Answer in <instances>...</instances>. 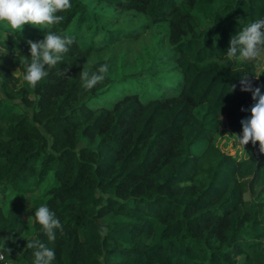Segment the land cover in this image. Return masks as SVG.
Listing matches in <instances>:
<instances>
[{
	"label": "trees",
	"instance_id": "obj_1",
	"mask_svg": "<svg viewBox=\"0 0 264 264\" xmlns=\"http://www.w3.org/2000/svg\"><path fill=\"white\" fill-rule=\"evenodd\" d=\"M98 1L167 22L181 83L172 95L89 107L111 80L107 71L82 87L87 49L74 40L32 88L20 60L47 29L25 24L5 39L0 25V251L33 264L27 242L40 240L52 264H264V154L249 142L239 159L213 141L222 128L240 135L250 116L241 76L264 93L256 61L226 58L230 37L264 17V0ZM70 3L50 29L58 35L87 13L83 0ZM41 205L62 225L54 241L29 219Z\"/></svg>",
	"mask_w": 264,
	"mask_h": 264
},
{
	"label": "rangeland",
	"instance_id": "obj_2",
	"mask_svg": "<svg viewBox=\"0 0 264 264\" xmlns=\"http://www.w3.org/2000/svg\"><path fill=\"white\" fill-rule=\"evenodd\" d=\"M83 2L87 5L85 17L74 19L65 35L72 36L88 50L83 61L84 69L96 62H105L111 80L103 93L92 97L86 105L109 107L116 99L130 93L147 101L177 92L182 74L169 42L170 28L167 22L154 23L141 13L121 11L98 0ZM3 37L14 38L7 32L3 33ZM263 69L264 55L256 61V72ZM11 72L16 77L21 75L18 67H12ZM213 141L221 150L239 159L248 157L249 147L242 146L229 128L220 129ZM49 183L51 178L46 180V184Z\"/></svg>",
	"mask_w": 264,
	"mask_h": 264
},
{
	"label": "clouds",
	"instance_id": "obj_3",
	"mask_svg": "<svg viewBox=\"0 0 264 264\" xmlns=\"http://www.w3.org/2000/svg\"><path fill=\"white\" fill-rule=\"evenodd\" d=\"M72 7L70 0H0V25L9 32H20L25 24L40 29H47L43 39L37 41L29 40V57H24L20 63L24 66L22 74L23 82L30 87L36 85L47 75L45 67L54 68L62 62L63 54L67 53L69 46L74 42L72 36H62L52 32L53 25L63 21L64 17L57 15ZM6 52V50H5ZM264 55V17L254 22L246 23L241 30L229 39V47L226 51L228 61L241 64L257 61ZM108 71V65H101L96 72L88 69L81 71L80 79L85 90H91L102 82ZM59 74L64 75L61 71ZM259 75H253L258 79ZM240 90L251 93L254 103L249 109L242 108L241 111H249L250 116L240 121L242 133L236 135V140L242 145L251 142L258 143L259 152L264 154V93L259 87H253L252 79L245 73L239 80ZM236 85H230L229 90H234ZM29 219L38 223L49 241L55 240L54 229H62L60 221L55 217L47 205L37 207ZM27 247L34 249L33 264H52L55 260V251L47 247L40 240H30ZM7 253L10 249H6ZM0 254V260H4Z\"/></svg>",
	"mask_w": 264,
	"mask_h": 264
},
{
	"label": "built area",
	"instance_id": "obj_4",
	"mask_svg": "<svg viewBox=\"0 0 264 264\" xmlns=\"http://www.w3.org/2000/svg\"><path fill=\"white\" fill-rule=\"evenodd\" d=\"M0 254H3L2 251H0ZM0 264H9V261H7L6 258H5L4 260H0Z\"/></svg>",
	"mask_w": 264,
	"mask_h": 264
}]
</instances>
